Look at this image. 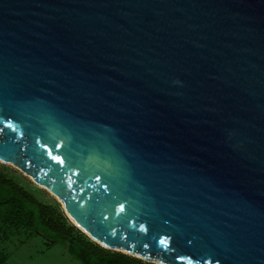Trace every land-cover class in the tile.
I'll list each match as a JSON object with an SVG mask.
<instances>
[{
    "label": "water",
    "instance_id": "water-1",
    "mask_svg": "<svg viewBox=\"0 0 264 264\" xmlns=\"http://www.w3.org/2000/svg\"><path fill=\"white\" fill-rule=\"evenodd\" d=\"M0 161L107 250L264 264V0H0Z\"/></svg>",
    "mask_w": 264,
    "mask_h": 264
},
{
    "label": "trees",
    "instance_id": "trees-1",
    "mask_svg": "<svg viewBox=\"0 0 264 264\" xmlns=\"http://www.w3.org/2000/svg\"><path fill=\"white\" fill-rule=\"evenodd\" d=\"M0 209L5 220L15 218L26 229L53 243L67 244L68 252L81 264H153L121 252L107 250L72 225L59 203H45L10 177L0 173ZM0 264L5 259L0 257Z\"/></svg>",
    "mask_w": 264,
    "mask_h": 264
},
{
    "label": "rangeland",
    "instance_id": "rangeland-1",
    "mask_svg": "<svg viewBox=\"0 0 264 264\" xmlns=\"http://www.w3.org/2000/svg\"><path fill=\"white\" fill-rule=\"evenodd\" d=\"M0 173L16 181L41 201L59 203L63 209L56 197L13 165L0 161ZM4 211L0 209V257L5 259V264H81L68 252L66 243L49 242L42 235H36L26 229L23 222L15 218L6 222ZM67 218L75 226L68 216Z\"/></svg>",
    "mask_w": 264,
    "mask_h": 264
}]
</instances>
